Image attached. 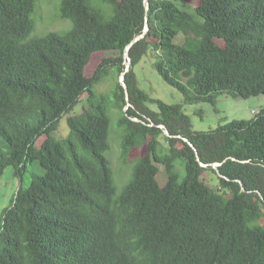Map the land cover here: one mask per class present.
<instances>
[{"label": "trees", "instance_id": "1", "mask_svg": "<svg viewBox=\"0 0 264 264\" xmlns=\"http://www.w3.org/2000/svg\"><path fill=\"white\" fill-rule=\"evenodd\" d=\"M37 1L0 0V178L7 167L20 181L29 164L45 170L0 219V264H264V109L196 132L183 106L150 98L137 72L152 57L193 103L264 95V0H199L192 11L190 0H149L148 8L101 0L110 16L93 0H62L72 29L32 37ZM146 25L126 72V49ZM101 52L112 54L87 77ZM113 72L125 73L128 110L119 80L97 90ZM85 94L86 107L72 114ZM111 110L124 131L122 158L147 146L119 195L105 156ZM64 116L69 134L57 138Z\"/></svg>", "mask_w": 264, "mask_h": 264}, {"label": "rangeland", "instance_id": "2", "mask_svg": "<svg viewBox=\"0 0 264 264\" xmlns=\"http://www.w3.org/2000/svg\"><path fill=\"white\" fill-rule=\"evenodd\" d=\"M94 5L101 8L107 16L112 14L111 7L103 3L101 0H93ZM62 0H38L36 8L32 14V19L35 23V30L32 37H43L51 32H56L60 35L67 34L72 29V22L69 19L63 18L61 14ZM199 4V0H190L187 3L186 9L192 11ZM185 40V35H179L174 42L181 44ZM223 44L222 41H218ZM112 53H95L89 65L86 68V76L90 77L95 72L104 57ZM154 59L152 57L145 58L137 68L141 88L153 100L162 101L168 105H182L185 114L189 117L192 130L196 132H207L223 126L227 123L236 120H251L257 113L264 109V95L251 97L248 99L240 97H232L229 95L220 94L216 96L215 102H200L193 103L188 101V96H193L192 92L184 94L178 89L167 84L160 74L153 67ZM122 74L113 72L103 84L97 87L101 93L109 92L120 81ZM87 94L81 98V102L76 106L72 114L81 113L86 107ZM149 108L157 111V106L154 103L148 104ZM69 114L68 116L72 115ZM110 133L109 144L110 149L105 153V156L110 160L113 170L114 184L118 195L132 178L133 169L137 161L135 160L140 153L147 151V146H144L139 151L134 150L127 159L122 158V142L124 131L118 125L119 114L115 110L110 113ZM69 134L67 124V116H64L55 133L57 138H65ZM44 138L39 139L37 146L39 147ZM176 170L181 175V179L185 176V166L182 160L176 161ZM45 170L39 163L28 165L22 181L14 176L12 167H7L4 174L0 178V219L4 211L10 206L11 201L22 185L27 188L30 185L33 175H44ZM167 175L164 168L159 166L157 181L161 187L167 184ZM259 224L264 225V218L259 221Z\"/></svg>", "mask_w": 264, "mask_h": 264}, {"label": "water", "instance_id": "3", "mask_svg": "<svg viewBox=\"0 0 264 264\" xmlns=\"http://www.w3.org/2000/svg\"><path fill=\"white\" fill-rule=\"evenodd\" d=\"M146 4H147V8H148V7H149V0H146ZM148 30H149V26L146 25L144 33H143L142 35H140L139 37H137V38H136V39H135V40H134V41L128 46V48L126 49V53H125V57L127 58V68H126V72L129 70V68H130V64H131V59H130V57H129V55H128V49H129V47H130L133 43H135V42H137L138 40L144 38V36H145V34L148 32ZM120 84H121V86L125 89L126 100H127V107H126L125 110H128V108L130 107V99H129V95H128V87H127V85H126V83H125V73H123V74L121 75ZM135 120H138V119H135ZM160 127H161L162 129H164V133H165V135L170 136L168 130H167L164 126H160ZM179 137H180V136H179ZM183 140L186 141V142H189L188 139H186V138H183ZM190 145H191V146L193 147V149L196 151V148H195L191 143H190ZM196 154H197V151H196ZM197 155H198V154H197ZM201 165H202L203 167H207V165L203 164L202 162H201ZM219 165H220V164H213V167L217 168Z\"/></svg>", "mask_w": 264, "mask_h": 264}]
</instances>
